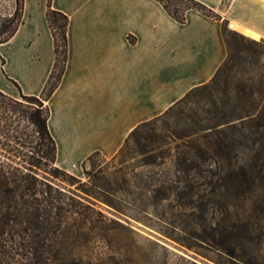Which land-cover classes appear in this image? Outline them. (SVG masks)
<instances>
[{
    "label": "crops",
    "instance_id": "0c3cea01",
    "mask_svg": "<svg viewBox=\"0 0 264 264\" xmlns=\"http://www.w3.org/2000/svg\"><path fill=\"white\" fill-rule=\"evenodd\" d=\"M24 1L0 44V91L14 99L42 95L56 61L49 0ZM198 1L222 20L189 10L182 24L157 0H52L69 17L66 70L46 102L60 169L81 178L90 157L115 158L135 129L210 83L228 58L224 21L264 40V0Z\"/></svg>",
    "mask_w": 264,
    "mask_h": 264
},
{
    "label": "trees",
    "instance_id": "16d2710c",
    "mask_svg": "<svg viewBox=\"0 0 264 264\" xmlns=\"http://www.w3.org/2000/svg\"><path fill=\"white\" fill-rule=\"evenodd\" d=\"M157 1L182 24L186 23L189 10L222 20L218 12L198 0ZM51 2L49 0L47 21L54 37L56 61L42 95L22 94L28 103L25 105L0 91V264H64L65 247L71 239L93 229L87 228L88 224L99 223L97 218L100 222L118 223L86 205L81 196L70 190L68 187L74 186V182L81 181L56 164L57 145L48 128L49 109L45 113L43 107L60 85L66 70L69 17L53 10ZM24 7L25 1L17 0L14 14L0 26V44L8 42L17 33L23 21ZM223 32L228 58L215 78L190 91L164 115L135 129L130 138L159 121L194 92L210 89L215 84L229 62L226 21ZM17 114L25 122L23 127ZM205 122L207 125L186 136L194 139L178 147L174 162L177 174L152 189L154 204L173 206L192 218L195 231H191L190 240L184 241L186 247H203L204 242L230 264H259L246 252L251 243L257 241L258 244L262 238V226L256 222L259 219L243 216L230 198L233 191L244 190L249 187V182L252 186L255 181L248 176L252 167L242 159L246 145L235 138L238 135L245 138L249 124H264V116L246 110L241 113L234 109L222 110ZM203 198H209L204 208L197 205V201ZM213 205L219 207V217H216ZM199 210L207 216L198 217ZM199 227L204 232L209 230V235H200L197 232ZM216 263L227 264L223 261Z\"/></svg>",
    "mask_w": 264,
    "mask_h": 264
},
{
    "label": "rangeland",
    "instance_id": "374dc122",
    "mask_svg": "<svg viewBox=\"0 0 264 264\" xmlns=\"http://www.w3.org/2000/svg\"><path fill=\"white\" fill-rule=\"evenodd\" d=\"M16 4L17 0H0V26L12 17ZM227 29L229 62L210 89L194 92L159 121L142 128L115 158L95 155L81 178L70 174L81 182L68 188L86 205L118 223L97 218L99 223L88 224L93 229L65 247L64 264H230L204 242L203 247H186L184 241L195 231L192 218L173 206L155 205L151 192L177 174L178 147L194 139L186 136L207 125L205 120L213 114L234 109L264 116V40L234 31L229 25ZM17 101L28 105L21 95ZM47 108L44 102L45 113ZM16 117L23 127L25 122L19 114ZM235 141L246 145L242 159L252 167L248 176L255 181L244 190L233 191L230 199L243 216L259 219L262 238L246 252L251 260L264 264V124H249L245 138L238 135ZM208 199H199L197 205L204 208ZM212 208L219 217V207ZM197 216L207 215L199 210ZM197 232L209 235L202 227Z\"/></svg>",
    "mask_w": 264,
    "mask_h": 264
}]
</instances>
